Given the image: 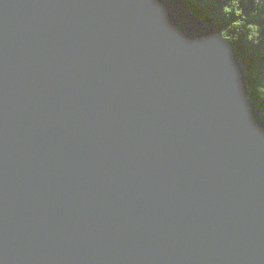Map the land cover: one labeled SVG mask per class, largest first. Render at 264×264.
Wrapping results in <instances>:
<instances>
[{"label":"water","instance_id":"water-1","mask_svg":"<svg viewBox=\"0 0 264 264\" xmlns=\"http://www.w3.org/2000/svg\"><path fill=\"white\" fill-rule=\"evenodd\" d=\"M0 264H264V107L185 0H0Z\"/></svg>","mask_w":264,"mask_h":264},{"label":"trees","instance_id":"trees-1","mask_svg":"<svg viewBox=\"0 0 264 264\" xmlns=\"http://www.w3.org/2000/svg\"><path fill=\"white\" fill-rule=\"evenodd\" d=\"M237 47L254 98L264 107V0H185Z\"/></svg>","mask_w":264,"mask_h":264}]
</instances>
